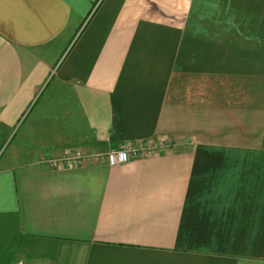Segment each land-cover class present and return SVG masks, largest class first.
Wrapping results in <instances>:
<instances>
[{
    "label": "crops",
    "instance_id": "1",
    "mask_svg": "<svg viewBox=\"0 0 264 264\" xmlns=\"http://www.w3.org/2000/svg\"><path fill=\"white\" fill-rule=\"evenodd\" d=\"M249 78L264 0H0V264H264ZM155 137L116 165L43 161Z\"/></svg>",
    "mask_w": 264,
    "mask_h": 264
},
{
    "label": "built area",
    "instance_id": "2",
    "mask_svg": "<svg viewBox=\"0 0 264 264\" xmlns=\"http://www.w3.org/2000/svg\"><path fill=\"white\" fill-rule=\"evenodd\" d=\"M169 146V142L162 138H152L145 143L127 142L117 148H110L106 151H88L84 148H76L62 155L45 158L44 162L51 166H75L85 160L106 162L109 165L124 163L129 159L151 153L158 149Z\"/></svg>",
    "mask_w": 264,
    "mask_h": 264
},
{
    "label": "rangeland",
    "instance_id": "3",
    "mask_svg": "<svg viewBox=\"0 0 264 264\" xmlns=\"http://www.w3.org/2000/svg\"><path fill=\"white\" fill-rule=\"evenodd\" d=\"M234 83L236 84V87H241V86H243V87L252 86L253 87V86H257L258 88H261V91L264 92V79H257V78L235 79ZM224 84H228L227 81L220 79L219 80V85H224ZM230 84H232V83L230 82Z\"/></svg>",
    "mask_w": 264,
    "mask_h": 264
}]
</instances>
